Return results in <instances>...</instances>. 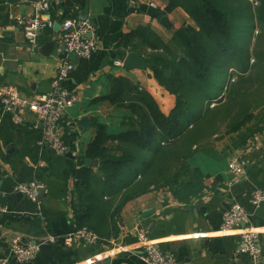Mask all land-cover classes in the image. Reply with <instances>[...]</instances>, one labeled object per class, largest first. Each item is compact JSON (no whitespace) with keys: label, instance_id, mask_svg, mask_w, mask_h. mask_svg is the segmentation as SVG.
I'll return each mask as SVG.
<instances>
[{"label":"crops","instance_id":"0c3cea01","mask_svg":"<svg viewBox=\"0 0 264 264\" xmlns=\"http://www.w3.org/2000/svg\"><path fill=\"white\" fill-rule=\"evenodd\" d=\"M148 1L142 0L137 6L129 0H60L51 6L48 16L54 22H91L99 48L87 58L73 56L74 69L64 82L66 89L78 94L60 124L59 134L68 147L65 155H57L47 146L38 147L42 125L33 111L22 110L18 121L0 112V193L5 207L0 213V258L9 256L4 255L8 248L4 240L11 236L33 244L47 233L61 236L76 228L72 209L74 173L86 166V149L97 126L102 125L108 134L117 133L125 114L104 98L110 90V77L126 76L136 82L165 114L174 108L175 96L158 84L150 67L126 70L115 64L117 60L123 64L128 53L122 54L119 42L138 27H148L164 42L183 26L196 27L182 7L166 11L168 0H154L158 7L153 9ZM35 3L0 0V90L11 85L28 99L49 92L63 54L61 27L41 30L33 45L17 26L16 18L33 14ZM164 16L165 24L160 21ZM49 41L53 45L44 53L43 46ZM134 42L141 51L137 54L144 59L150 49L140 44L138 36ZM84 117L88 119L86 127L80 122ZM10 145L15 151L8 156ZM235 158L245 162V172L238 181H232L234 175L228 170V163ZM189 164L204 176L200 196L180 201L166 187L152 188L122 206L116 234L103 243H46L29 262L20 263L9 256L8 264H146L140 259L141 248L135 238L139 227L146 228L151 240L170 253L176 264H264V203H251L253 190L264 189V131L237 147L230 139H211L197 148ZM30 180L42 186L40 205L46 231L41 219L33 214V203L18 196L17 186ZM231 201L248 212L242 226L255 228L260 234L257 263L241 250L238 231L221 230L223 214ZM146 211L152 212L143 216Z\"/></svg>","mask_w":264,"mask_h":264},{"label":"trees","instance_id":"16d2710c","mask_svg":"<svg viewBox=\"0 0 264 264\" xmlns=\"http://www.w3.org/2000/svg\"><path fill=\"white\" fill-rule=\"evenodd\" d=\"M168 1L166 11L182 7L196 27L183 26L164 42L141 26L118 47L123 55L141 54L134 42L140 37L150 49L144 59L154 78L175 96L174 108L165 114L136 82L110 77L104 98L124 111L121 129L108 134L97 126L86 157L97 159L98 167L83 166L74 173L76 227L96 231L99 243L116 234L122 206L152 188L166 187L180 201L200 196L204 176L189 160L221 128L235 134L230 137L235 147L264 131V0ZM234 12L244 19V28L248 19L258 27L253 44L230 48ZM230 68L237 77L226 84L231 75L222 72Z\"/></svg>","mask_w":264,"mask_h":264},{"label":"built area","instance_id":"2783aa9c","mask_svg":"<svg viewBox=\"0 0 264 264\" xmlns=\"http://www.w3.org/2000/svg\"><path fill=\"white\" fill-rule=\"evenodd\" d=\"M60 0H39L34 4V12L31 15L19 16L16 24L19 26L29 44H35L39 32L44 29H52L54 21L48 13L52 3ZM142 0H129L134 5H139ZM257 2L254 1V4ZM148 5L156 9L158 4L154 0L148 1ZM60 38L64 46L63 54L57 64V72L50 83V90L37 99H28L22 96L13 86H5L0 90V112L11 114L15 120H19V113L29 109L36 114L42 125V135L37 140L39 148L49 146L57 155H65L68 147L59 134L61 121L69 107L78 99V94L64 87L74 69L72 57H89L98 50L99 45L93 36L94 25L87 21L65 19L60 24ZM117 66H123L122 61L115 62ZM232 78L231 81H233ZM228 170L234 175L232 181H238L245 172V162L233 159L228 163ZM42 186L36 180H30L17 186V191L30 200L34 205L33 214L41 219L42 227L46 231V221L43 209L40 205V190ZM3 194L0 193V213L5 211L1 203ZM251 203L254 206L264 203V189L256 188L252 192ZM248 218V212L236 201H231L228 209L223 214L222 232L238 231L240 235L241 250L247 253L254 262L260 259V234L257 229L242 226ZM136 242L141 248L140 259L146 264H176L175 258L167 251L161 249L157 243L151 240L148 231L144 227L135 230ZM61 241L66 246L77 242L89 245H98L100 236L87 227H76L68 233L58 236L45 234L38 243H24L19 236H11L4 240L9 248V256L20 263L29 262L38 253L40 246L46 243ZM118 246V245H117ZM115 246V247H117ZM123 248V247H122ZM0 258V264H8L10 257Z\"/></svg>","mask_w":264,"mask_h":264},{"label":"rangeland","instance_id":"374dc122","mask_svg":"<svg viewBox=\"0 0 264 264\" xmlns=\"http://www.w3.org/2000/svg\"><path fill=\"white\" fill-rule=\"evenodd\" d=\"M241 2H246L247 1H244V0H240ZM243 4V3H240V5ZM254 4V2H253ZM239 10V9H238ZM243 15V14H242ZM242 21L244 22V19L243 18H240L237 14V12H234L233 15H232V28L233 30H231V34H230V48H233L234 45H243L247 42H249L251 39H254L257 35V30H258V27L257 26H254L253 27V24H249V19L246 20V23H247V27L244 28V26H241L242 25ZM249 24V25H248ZM254 41L252 40V42H250V44H253ZM231 50V49H230ZM231 59V58H228V60ZM233 71V68H230L228 70H225L224 72H222L223 74H226V75H231L229 76L230 78H228V83L226 84H229L232 80V78L234 77L236 79V74H232V71ZM219 86V85H218ZM227 88V86H224V90ZM223 90V91H224ZM214 101V100H213ZM235 134H228V132H226V128H221L220 132L215 136V137H211L212 139H216V140H219V139H230V137L234 136Z\"/></svg>","mask_w":264,"mask_h":264},{"label":"water","instance_id":"95a60500","mask_svg":"<svg viewBox=\"0 0 264 264\" xmlns=\"http://www.w3.org/2000/svg\"><path fill=\"white\" fill-rule=\"evenodd\" d=\"M33 2H38L39 0H31ZM52 6H55V2L52 3ZM166 17H162L160 19L161 23L165 24V21H166ZM53 28L55 30H58L60 28V24L59 22H54V25H53ZM53 45V42L52 41H49L48 43H46L44 46H43V52L46 53L47 51L50 50V48L52 47ZM63 49H64V46L62 45ZM123 67L126 69V70H145L147 68L150 67V64L145 61L141 56H139L135 51H130L126 54V56L124 57L123 59ZM81 124L83 126H88V119L87 118H82L81 119ZM47 148L50 149V147L47 146ZM7 155L8 156H11L15 149L12 145L8 146L7 149ZM99 164V161L97 159H90V158H87L85 159V165L86 166H93V167H97ZM42 192V190H40ZM18 196H22L21 193H18ZM228 206H229V203H228ZM150 212L152 211H146L144 212L142 215L143 216H146L148 214H150ZM9 248H6L4 249V255L5 256H8L9 254Z\"/></svg>","mask_w":264,"mask_h":264}]
</instances>
